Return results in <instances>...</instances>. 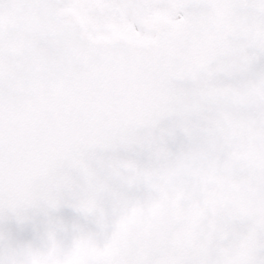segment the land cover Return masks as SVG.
Returning a JSON list of instances; mask_svg holds the SVG:
<instances>
[{"label":"snow or ice","instance_id":"1","mask_svg":"<svg viewBox=\"0 0 264 264\" xmlns=\"http://www.w3.org/2000/svg\"><path fill=\"white\" fill-rule=\"evenodd\" d=\"M0 264H264V0H0Z\"/></svg>","mask_w":264,"mask_h":264}]
</instances>
